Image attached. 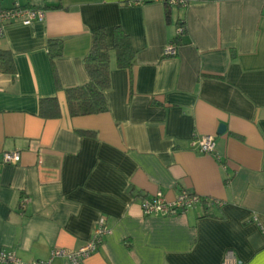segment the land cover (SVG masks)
Listing matches in <instances>:
<instances>
[{"label": "crops", "instance_id": "0c3cea01", "mask_svg": "<svg viewBox=\"0 0 264 264\" xmlns=\"http://www.w3.org/2000/svg\"><path fill=\"white\" fill-rule=\"evenodd\" d=\"M16 5L45 17L0 25L16 66L0 72V160L21 153L0 162V250L46 260L90 240L106 216L110 232L84 264H222L230 251L264 264V0H190L170 17L159 1L0 0ZM183 18L178 53L165 56ZM116 26L135 64L119 68L113 50L109 109L72 116L66 89L89 79L92 34L106 28L112 43ZM53 96L61 115L45 118L40 100ZM203 135L216 136L214 153L192 147ZM159 190L207 202L145 215L143 198Z\"/></svg>", "mask_w": 264, "mask_h": 264}, {"label": "built area", "instance_id": "2783aa9c", "mask_svg": "<svg viewBox=\"0 0 264 264\" xmlns=\"http://www.w3.org/2000/svg\"><path fill=\"white\" fill-rule=\"evenodd\" d=\"M148 1H159L170 7L185 9L189 5L190 0H133L136 3H144ZM45 10L41 8L23 7L16 5L10 8L0 6V25H5L14 21H21L24 24H31L35 20H43ZM183 22V21H181ZM186 32L185 24H178L176 36H182ZM178 53V44L173 39L164 49L165 56H175ZM192 147L202 153H214L216 150V136L203 135L192 141ZM21 160L19 151H3L1 154L2 163L17 164ZM29 198H23L21 207L25 208ZM202 202H207L204 198L196 193L182 190L178 197L174 200H168L164 193L159 190L152 196H146L142 200V210L145 215L161 214L174 215L187 210L188 208ZM217 203L221 204L217 201ZM110 232V227L106 216H101L94 227L93 236L90 240L82 244L74 250L66 248H53L50 257L46 260H35L32 264H50L51 261L60 256H66L72 264H84L85 260L94 254L104 243L105 236ZM0 264H27L13 250H0ZM222 264H243L233 254L228 252Z\"/></svg>", "mask_w": 264, "mask_h": 264}, {"label": "trees", "instance_id": "16d2710c", "mask_svg": "<svg viewBox=\"0 0 264 264\" xmlns=\"http://www.w3.org/2000/svg\"><path fill=\"white\" fill-rule=\"evenodd\" d=\"M167 8V16L170 17L171 7L167 5ZM179 23L185 24V19H180ZM182 36L175 37L177 44L181 43ZM52 44L58 46L51 56L54 60L61 51V45L56 40L52 41ZM113 50L116 53L118 67L132 69L135 64L136 52L133 49L130 35L121 26H116L113 30L111 43L106 28L102 27L95 30L92 34L90 51L85 58V67L89 79L85 84L66 89L72 116L98 114L109 109L106 92L111 85ZM0 72L10 75H14L16 72L14 55L9 49L0 48ZM39 109L41 116L45 118H57L61 115L59 102L55 96L41 98ZM82 133L90 132L83 131Z\"/></svg>", "mask_w": 264, "mask_h": 264}, {"label": "water", "instance_id": "95a60500", "mask_svg": "<svg viewBox=\"0 0 264 264\" xmlns=\"http://www.w3.org/2000/svg\"><path fill=\"white\" fill-rule=\"evenodd\" d=\"M226 129V125L225 124H221L220 128H219V133H223Z\"/></svg>", "mask_w": 264, "mask_h": 264}]
</instances>
